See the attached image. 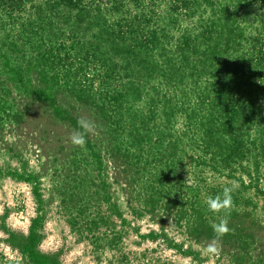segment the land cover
Returning <instances> with one entry per match:
<instances>
[{"label": "rangeland", "instance_id": "1", "mask_svg": "<svg viewBox=\"0 0 264 264\" xmlns=\"http://www.w3.org/2000/svg\"><path fill=\"white\" fill-rule=\"evenodd\" d=\"M151 3L160 11L155 27L165 45L152 61L156 69L139 70L138 79L132 52L104 33V22L116 19L107 7L80 31L73 12L60 10L30 44L0 31V264H264L263 140L250 121L241 127L257 138L255 150L224 160L225 151L204 146L194 113L206 106L189 101L208 88L213 69L173 53L178 26L187 21L174 20L168 0ZM125 4L132 13V0ZM70 37L78 53L70 63L80 71L53 77L42 66L43 45ZM103 66L122 76L118 85L128 93L110 111L95 94ZM40 78L51 104L35 96ZM81 118L98 126L83 148L69 141ZM211 135L221 149L229 143ZM231 181L239 185L228 217L232 231L220 241V254L207 256L218 217L205 199Z\"/></svg>", "mask_w": 264, "mask_h": 264}, {"label": "trees", "instance_id": "2", "mask_svg": "<svg viewBox=\"0 0 264 264\" xmlns=\"http://www.w3.org/2000/svg\"><path fill=\"white\" fill-rule=\"evenodd\" d=\"M42 1L43 7L32 6L28 10L25 5L30 0H0V31L7 29V37L11 40L30 44L43 32L44 26L49 27L59 19L60 10L73 12L72 25L80 31L84 30V26L88 28L91 25L93 16L100 13L104 6L116 18L110 23L104 22V33L132 52V69L136 70L134 78H139V70L156 69L152 61L165 44H162L160 29L155 27L161 14L151 0H132L135 7L132 13L125 4L127 0ZM221 1L168 0V11L174 20L187 21L185 27L178 26L179 37L173 45V53L178 54L182 61L200 63L199 69L207 64L213 69L212 77L209 81L205 80L208 88L203 87L194 100L189 101L192 106H206L193 112L198 119L197 126H204L207 139L203 141L204 146L211 147L212 143L216 151H225L224 160L255 150L257 138H252L246 131L244 134L241 127L248 126L246 124L252 121L257 127L253 134L263 140L258 147L264 157V0H223L219 4ZM47 31L50 32L49 29ZM71 38L43 45L42 66L48 68L53 77L63 73L70 76V71H80L75 66L78 53L74 37ZM76 60L75 64L70 63ZM104 68L99 81L101 85L95 89V94L110 111L116 107L115 104L122 103L128 93L125 84L118 85L122 76ZM103 70L109 74H103ZM159 71L165 74L171 72L169 69ZM11 73L15 80L21 79L20 71L13 70ZM40 79V89L36 88L35 96L39 93L38 97L51 104L54 99L46 95L48 84ZM30 82L27 78L24 86L32 91ZM188 110L192 111L191 108ZM184 117L189 119L186 114ZM211 134L226 136L229 143L221 149Z\"/></svg>", "mask_w": 264, "mask_h": 264}, {"label": "clouds", "instance_id": "3", "mask_svg": "<svg viewBox=\"0 0 264 264\" xmlns=\"http://www.w3.org/2000/svg\"><path fill=\"white\" fill-rule=\"evenodd\" d=\"M97 130L98 126L95 121L89 118H81L77 121V128L72 130L69 141L73 146L83 148L87 144V137L96 134ZM183 182L190 185L192 180L185 178ZM238 186L236 181H231L223 187L220 194L207 196L205 199L207 210L218 217V221H214L211 224L213 238L203 249L204 254L207 256H218L221 252L220 241L232 231L228 226V217L234 207L232 194L237 190ZM187 260L191 261L192 258L188 257Z\"/></svg>", "mask_w": 264, "mask_h": 264}]
</instances>
